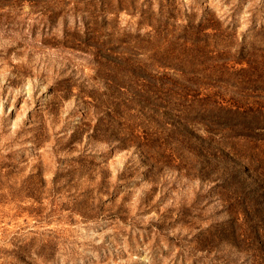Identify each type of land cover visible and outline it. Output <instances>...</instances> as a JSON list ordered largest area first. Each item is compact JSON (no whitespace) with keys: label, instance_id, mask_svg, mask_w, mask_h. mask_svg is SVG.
Listing matches in <instances>:
<instances>
[{"label":"rangeland","instance_id":"1","mask_svg":"<svg viewBox=\"0 0 264 264\" xmlns=\"http://www.w3.org/2000/svg\"><path fill=\"white\" fill-rule=\"evenodd\" d=\"M170 89L264 105V0H0V264H264L263 185Z\"/></svg>","mask_w":264,"mask_h":264},{"label":"trees","instance_id":"2","mask_svg":"<svg viewBox=\"0 0 264 264\" xmlns=\"http://www.w3.org/2000/svg\"><path fill=\"white\" fill-rule=\"evenodd\" d=\"M184 92L182 95L170 89L166 91V95L170 99L192 97L198 99L200 104L170 101L154 106V109L171 121L182 122L191 127L199 126V130L205 134L231 137L232 154L243 160L247 168L257 175L259 183L263 185L260 189L264 192V176L259 174L261 169H264V105L230 106L219 101L212 103L208 100L210 96L201 98L199 92L197 95L189 89ZM223 183L228 187L234 185L233 181L228 180ZM248 220L246 219L244 224L251 223V220Z\"/></svg>","mask_w":264,"mask_h":264}]
</instances>
